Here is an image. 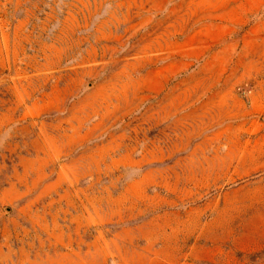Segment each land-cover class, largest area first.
Instances as JSON below:
<instances>
[{"label": "rangeland", "instance_id": "374dc122", "mask_svg": "<svg viewBox=\"0 0 264 264\" xmlns=\"http://www.w3.org/2000/svg\"><path fill=\"white\" fill-rule=\"evenodd\" d=\"M0 264H264V0H0Z\"/></svg>", "mask_w": 264, "mask_h": 264}]
</instances>
